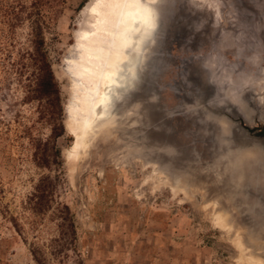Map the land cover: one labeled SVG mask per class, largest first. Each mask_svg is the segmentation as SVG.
<instances>
[{
    "label": "rangeland",
    "instance_id": "rangeland-1",
    "mask_svg": "<svg viewBox=\"0 0 264 264\" xmlns=\"http://www.w3.org/2000/svg\"><path fill=\"white\" fill-rule=\"evenodd\" d=\"M92 2L0 0V264H260L264 178L239 195L223 189V140L205 108L231 107L228 91L243 95L254 120L242 126L263 134L264 100L256 105L251 93L264 90V0L146 6L155 45L143 88L75 149L68 67L93 28ZM36 15L58 90L63 134L54 141L47 104L31 98ZM45 140L49 164L39 166L33 154Z\"/></svg>",
    "mask_w": 264,
    "mask_h": 264
},
{
    "label": "bare ground",
    "instance_id": "bare-ground-1",
    "mask_svg": "<svg viewBox=\"0 0 264 264\" xmlns=\"http://www.w3.org/2000/svg\"><path fill=\"white\" fill-rule=\"evenodd\" d=\"M158 1L139 0L137 3L131 0H93L92 4L88 5V11L94 17L93 28L83 35V41L78 44L77 55L69 60L68 67L74 89L72 100L65 110L70 120L65 128L77 142L75 149L83 147L80 142L82 136L100 128L104 116L111 115L121 105L127 110L128 92L141 79L144 82L148 50L155 45L149 44L151 30L145 21L144 10L146 6ZM208 82L217 84V81L210 77ZM261 86L256 84L254 88L258 92L251 93L255 96L253 102L256 105L264 100V90ZM225 97L229 104L240 111L246 121L251 122L253 107L244 101L243 95L236 96L228 91ZM257 107L259 111V106ZM128 117L126 114L125 118ZM208 119L220 131L223 140L222 156L217 159L221 167L219 174L222 176L220 180L223 189L239 195L247 188H255L258 185V177L264 178V148L261 149L264 147V140L243 129L232 133V126L228 121L211 117ZM249 144L250 146H247ZM214 168L215 166H211L209 171H215ZM198 174L199 172L193 173L194 176ZM256 260L264 264V259Z\"/></svg>",
    "mask_w": 264,
    "mask_h": 264
},
{
    "label": "trees",
    "instance_id": "trees-1",
    "mask_svg": "<svg viewBox=\"0 0 264 264\" xmlns=\"http://www.w3.org/2000/svg\"><path fill=\"white\" fill-rule=\"evenodd\" d=\"M37 3L33 2L31 6L34 9L36 8ZM21 8V7H20ZM36 11V10H35ZM30 44L31 52L29 54L32 65L35 67L34 73V87L31 90V98L41 100L43 99L47 104V120L52 121V127L50 130L49 138L55 140L57 137L63 134L62 127L60 124V108L58 105V90L53 82L52 74L50 71V65L46 57V51L43 47L41 26L39 23L38 16L36 15L35 19L30 22ZM48 140H45L41 146L43 149L40 150V153L33 154L36 164L39 166H48L49 162L45 156L44 150ZM39 141L35 144V148H39ZM54 143L51 145V149H54ZM56 154L58 155V150L55 149V152L51 154L50 163H56ZM45 184L43 179L36 186V191L40 195L43 194Z\"/></svg>",
    "mask_w": 264,
    "mask_h": 264
},
{
    "label": "water",
    "instance_id": "water-1",
    "mask_svg": "<svg viewBox=\"0 0 264 264\" xmlns=\"http://www.w3.org/2000/svg\"><path fill=\"white\" fill-rule=\"evenodd\" d=\"M144 82H145V80H144ZM144 82H142V79H141L136 84H134L132 86L131 90L127 94L128 95L127 99H129V98L133 97L134 95H136L135 93H137L139 90H141L143 88ZM207 82H208V79H207ZM139 83H143V84H139ZM212 94H214V91H213ZM205 110H206L205 114H207L208 118L211 117L212 119H219V120H222V121H225V122L228 121V122H230L231 126L235 125L237 130L243 129V130H246V131H251L252 135L254 137H257V138L261 137L264 140V135L260 134L259 132L250 130L248 127L242 126V125L246 124L249 121H246L244 119V117L241 115L240 111H238V109H236L234 106H231V107L226 106V107H221V108H218V107H206ZM230 114H232V115L230 116ZM253 120H254V118L252 120H250V121H253ZM207 121H209V119ZM247 146H250V144L247 145ZM263 148L264 147H261V149H263Z\"/></svg>",
    "mask_w": 264,
    "mask_h": 264
},
{
    "label": "flooded vegetation",
    "instance_id": "flooded-vegetation-1",
    "mask_svg": "<svg viewBox=\"0 0 264 264\" xmlns=\"http://www.w3.org/2000/svg\"><path fill=\"white\" fill-rule=\"evenodd\" d=\"M213 7H214V11H215V18L218 19L219 9H218V7H216V6H213ZM251 61L254 62V59H252Z\"/></svg>",
    "mask_w": 264,
    "mask_h": 264
},
{
    "label": "snow or ice",
    "instance_id": "snow-or-ice-1",
    "mask_svg": "<svg viewBox=\"0 0 264 264\" xmlns=\"http://www.w3.org/2000/svg\"><path fill=\"white\" fill-rule=\"evenodd\" d=\"M131 2H137V3H138V2H139V0H131Z\"/></svg>",
    "mask_w": 264,
    "mask_h": 264
}]
</instances>
